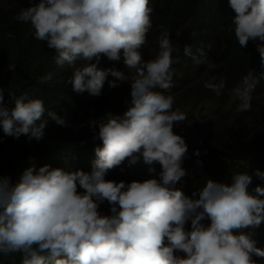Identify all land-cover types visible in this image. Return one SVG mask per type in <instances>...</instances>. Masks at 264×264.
I'll return each instance as SVG.
<instances>
[{"label":"clouds","instance_id":"9594fccd","mask_svg":"<svg viewBox=\"0 0 264 264\" xmlns=\"http://www.w3.org/2000/svg\"><path fill=\"white\" fill-rule=\"evenodd\" d=\"M228 2L240 48L250 40L261 42L230 98L234 103L239 99L237 112H247L251 103L264 104V0ZM153 11L150 0H38L17 15L31 24L36 40L57 53V65L73 69L67 83L74 95L100 96L106 81L109 88L129 82L131 101L122 115L109 112L98 125L102 147L95 148L90 172L46 164L38 170L29 167L14 185L0 177V254L19 253L22 264H256L253 255L264 257L252 231L264 222V187L257 186L255 195L249 192L252 175L237 173L230 184L210 178L191 196L176 187L189 175L183 167L187 144L173 131L174 124L187 119L178 91L199 84L220 96L226 80L217 83L216 71L223 60L232 59L219 49L173 47L163 25L159 46L150 47ZM121 55L122 71L98 67L102 56L120 61ZM109 75L115 79L108 80ZM7 95L14 107L0 87L5 135L39 141L49 120L67 126L65 116L46 114L43 100L13 91ZM175 101L179 108L174 109ZM141 157L148 165L158 162L160 172L149 167L153 178L142 182L105 179L126 159L133 164L130 174L141 175L136 165ZM196 163L203 165L199 159ZM188 164L190 170L196 166ZM254 175L264 180L259 169ZM104 201L111 215L98 211ZM205 219L210 220L207 226Z\"/></svg>","mask_w":264,"mask_h":264},{"label":"trees","instance_id":"16d2710c","mask_svg":"<svg viewBox=\"0 0 264 264\" xmlns=\"http://www.w3.org/2000/svg\"><path fill=\"white\" fill-rule=\"evenodd\" d=\"M31 3H38V0H31ZM31 3L29 0H0V87L5 89V100L10 108L14 107V101L7 95L8 91L15 92L17 96L26 93L28 99L43 100L46 114L47 111H55L65 116L67 126L49 120L45 135L39 141L35 138L29 140L23 134L19 138L8 136L0 128V177L7 178L13 185L33 165L37 170L47 164L68 171L90 172L96 159L95 148L102 147L98 125L106 122L109 112L122 115L131 101L129 82H119L118 87L109 88L106 81L100 96H92L87 91L74 95L67 83L73 69L67 64L57 65V53L49 49L46 42L34 38L30 23L16 19L21 9L30 7ZM150 4L154 9L153 27L148 33L147 44L150 47L156 49L159 46L160 25H163L170 33L173 47L178 48L179 44L184 48L190 46L194 52L197 49H219L225 58L232 59L230 62L223 60L216 71L217 83L221 78L226 80L222 94L217 96L199 84L185 90L181 107L186 110L187 119L173 127L174 133L182 136L188 147L183 167L189 175L176 187L191 196L210 178L230 184L233 175L245 171L247 163L264 158V104L253 106L251 103L250 111L237 112L238 99L237 104L233 102L232 111L227 108L232 89L248 74L244 64L257 51L256 44L261 42L250 40L246 48H240L232 23L235 13L228 0H150ZM122 64V55L120 61H110L102 56L98 67L122 71ZM49 75L51 79H45ZM176 75L179 74L176 72ZM107 79L115 78L109 75ZM177 80L190 82L185 78ZM259 88L257 84L254 91ZM212 99L216 102L210 113L199 115L198 107ZM175 108H179L176 101ZM92 121L97 125L93 126ZM197 150L199 157L195 155ZM198 159L203 162L202 167L197 165ZM188 163L196 164L195 168L190 170ZM136 165L141 175L130 174L133 164L126 159L110 170L105 179L117 183L142 182L153 178L148 172L149 167L155 168L157 174L161 170L158 162L148 165L142 157ZM259 167L264 172V163ZM257 186L264 187V180L257 177L249 192L255 195ZM78 191L83 189L78 188ZM110 208L111 205L104 201L98 211L101 215H111ZM186 228L190 230V221ZM252 231L256 246L264 249V222ZM175 254L181 256L180 252ZM253 259L256 264H264V257L253 255ZM0 264H22V256L19 253L11 256L0 254Z\"/></svg>","mask_w":264,"mask_h":264},{"label":"rangeland","instance_id":"374dc122","mask_svg":"<svg viewBox=\"0 0 264 264\" xmlns=\"http://www.w3.org/2000/svg\"><path fill=\"white\" fill-rule=\"evenodd\" d=\"M187 86L184 85L179 91H178V96L182 98V94L183 92L186 90ZM215 100H211L210 102L208 103H205L203 105H201L200 107H198V113L199 115H203L205 113H210L209 112V109L215 104ZM227 108L230 109L231 111L233 110V101H229L228 102V105H227ZM264 163V158L263 159H259V160H256V162L252 161V162H249L246 164L245 166V171L244 172H248L249 175H252L253 176V181L252 183L254 182V180L257 178L255 175H254V172L256 169H259L261 171V168L259 167L260 165H262ZM251 186V185H250ZM249 186V188H250ZM202 223H204L206 226L210 224V220L208 219H205L204 221H202ZM181 256H184L183 253H180Z\"/></svg>","mask_w":264,"mask_h":264}]
</instances>
